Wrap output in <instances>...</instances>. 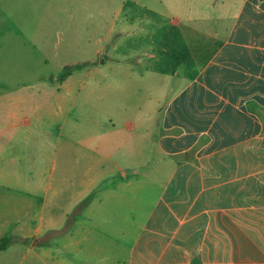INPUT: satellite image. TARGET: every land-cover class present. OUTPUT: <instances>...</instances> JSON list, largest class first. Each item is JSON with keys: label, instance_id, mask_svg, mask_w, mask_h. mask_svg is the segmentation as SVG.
I'll list each match as a JSON object with an SVG mask.
<instances>
[{"label": "crops", "instance_id": "1", "mask_svg": "<svg viewBox=\"0 0 264 264\" xmlns=\"http://www.w3.org/2000/svg\"><path fill=\"white\" fill-rule=\"evenodd\" d=\"M76 4L13 25L44 87L0 93V264H264V0Z\"/></svg>", "mask_w": 264, "mask_h": 264}, {"label": "rangeland", "instance_id": "2", "mask_svg": "<svg viewBox=\"0 0 264 264\" xmlns=\"http://www.w3.org/2000/svg\"><path fill=\"white\" fill-rule=\"evenodd\" d=\"M76 5V0H0V93H9L12 92V90L20 89L22 86L28 84H35L37 89L44 87V82L27 80V66L24 64H13L14 60L11 56L13 50L12 46L17 42H21V38L18 37L16 33H13V25L21 28L26 26L40 28L58 25L73 28L88 25L92 29V18L71 16V12H75ZM52 12H63V15L61 18H56L54 17L56 14ZM58 19H60V22L56 21ZM107 21L108 20L104 18H100L99 26L101 31L106 28ZM31 35L38 49L34 58V65H30L31 74H34L37 78L51 75L60 66L48 56L46 51H42L40 48L43 44H41L39 38L43 35L41 33ZM92 35V31L85 34V36L89 38L88 40L91 39ZM44 57L47 59V63L44 62ZM77 57H61L60 60L75 61L78 60ZM151 130L154 131V129H150V131ZM147 153H149L150 156L149 161H129L122 163L124 165L129 163L128 165L133 167L140 163H144L151 167L153 166V161L155 162L158 158L155 145L152 144L151 141L147 145Z\"/></svg>", "mask_w": 264, "mask_h": 264}, {"label": "trees", "instance_id": "3", "mask_svg": "<svg viewBox=\"0 0 264 264\" xmlns=\"http://www.w3.org/2000/svg\"><path fill=\"white\" fill-rule=\"evenodd\" d=\"M83 64H75V65H70V66H65L63 68V71L60 75V80H64L68 75L72 73L73 70L82 67ZM90 197L86 198L85 200L81 201L74 209L73 211L69 214L67 218V222L65 225L66 227H69L74 220V218L79 215V213L82 211L83 207L86 205V203L89 201ZM13 241L11 238H0V251L5 250ZM25 241V240H22Z\"/></svg>", "mask_w": 264, "mask_h": 264}]
</instances>
